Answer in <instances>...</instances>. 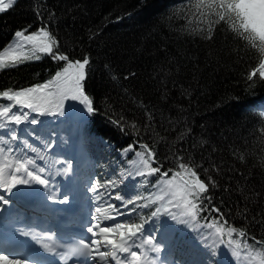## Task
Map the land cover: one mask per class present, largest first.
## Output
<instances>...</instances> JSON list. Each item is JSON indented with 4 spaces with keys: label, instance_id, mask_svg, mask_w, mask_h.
<instances>
[{
    "label": "trees",
    "instance_id": "trees-1",
    "mask_svg": "<svg viewBox=\"0 0 264 264\" xmlns=\"http://www.w3.org/2000/svg\"><path fill=\"white\" fill-rule=\"evenodd\" d=\"M193 2L15 0L0 12V49L17 39V31L46 27L59 42L54 51L89 60L83 85L95 109L88 113L68 99L63 115L32 112L21 124L35 118L39 123L32 125L57 126L61 119L83 118L85 131L109 144L106 158L120 172L131 166L141 144L149 145L165 170L182 157L206 183L209 176L215 181L206 194L211 202L202 205L208 216H218L211 209L219 208L229 224L264 240V111L257 107L264 102V80L246 79L257 54L223 23L208 39L200 30L205 25L192 16ZM40 55L0 71V90L43 83L65 64ZM129 146L133 150L126 152ZM211 240L212 252L223 256L226 244L214 246Z\"/></svg>",
    "mask_w": 264,
    "mask_h": 264
},
{
    "label": "snow or ice",
    "instance_id": "snow-or-ice-1",
    "mask_svg": "<svg viewBox=\"0 0 264 264\" xmlns=\"http://www.w3.org/2000/svg\"><path fill=\"white\" fill-rule=\"evenodd\" d=\"M14 3L15 0H0V12L11 8ZM192 8L195 9L192 16L205 25V28L200 30L206 31L208 39H211L216 25L223 23L229 31L243 40L247 47L255 50L257 63L249 71L246 79L253 81L258 76L260 80H264V0H194ZM187 22L191 23L192 18H187ZM26 31H17L15 33L17 39L0 49V71L17 67L29 60H39L40 54L50 55L53 60L64 61L65 64L51 79L43 83L18 90L10 88L0 90V100L8 102L0 104V128L29 120V112L18 114L13 111L17 107L29 109L41 116L63 115L64 102L71 99L82 104L88 113L94 112L93 100L85 92L83 85L89 60L87 58L72 60L66 54L54 51L58 49L59 42L46 27L28 34ZM30 123L37 124L39 121L33 118ZM10 138L17 139L15 131L10 133ZM28 147L39 155V149L30 145ZM140 149L135 152L136 159L129 161V164L136 176L145 178L144 184H148L147 177L158 176L153 185L157 191L148 195L116 191L113 198L121 202L120 206L106 203L95 209L97 215L92 217L95 223L87 228V232L92 234L91 238H81L66 246L57 245L55 242L43 243L42 247L47 252L60 256L65 264L73 257L79 256L90 257L92 261L98 260L99 264H110V261H115V264H157L158 257L151 254L159 253L162 245L157 243L152 235H145V224L148 223V219L163 212L171 215L173 219L178 216L184 217L186 218L184 223L192 222L198 228L208 229L205 239L211 237L214 246H218L217 241L219 244H226L238 264H264V240L257 241L255 237H249L245 229L229 224L219 208L213 206L211 209L212 212L218 213V216L211 218L205 216L204 222L200 223L201 213L208 211L206 206H202L204 201L211 202V197L206 194L210 185L215 186L212 177H207L206 183L193 166L183 162L182 157L177 158L179 162L174 169L165 170L148 144H141ZM131 150L133 148L129 146L125 151ZM15 151L10 140L0 137V189L11 192L18 185L32 183L48 186L49 180L42 175L45 169L35 168L36 159L27 155L21 157L14 154ZM39 158L43 159L42 156ZM154 164L156 166H153ZM68 170L64 169L65 174ZM132 174L129 172V175ZM109 187L117 188L118 185L113 180L103 183L96 180L91 191L97 193L95 198L99 201L103 200L106 192L98 190H107ZM52 199L56 197L53 196ZM0 201L5 205L9 203L4 196H0ZM129 205L132 207L129 208ZM153 205L157 206L147 219L140 215V222H131L132 213ZM120 208L127 211H120ZM119 217L128 219L119 220ZM106 221L111 223L106 224ZM46 235L52 240L55 233ZM248 239L254 243H248ZM58 247H66L67 250L59 252ZM29 259L31 257L5 255L0 252V264H28Z\"/></svg>",
    "mask_w": 264,
    "mask_h": 264
},
{
    "label": "rangeland",
    "instance_id": "rangeland-1",
    "mask_svg": "<svg viewBox=\"0 0 264 264\" xmlns=\"http://www.w3.org/2000/svg\"><path fill=\"white\" fill-rule=\"evenodd\" d=\"M24 155H27V156H30V157L36 159L32 154L28 153L27 151H25L23 154H21L19 156L23 157ZM41 167L45 169V171H44V173H42V175L44 176V178L49 180V185L43 186V185H39L37 183H32V184H34L36 187H42L47 192L46 195L52 194L55 196H62V195L80 196V195L75 194L78 192V189L80 187H77L73 181H67L65 179H60L61 175L57 174V172L53 168L43 167L42 164L40 162H38L36 159L35 168H41ZM201 168H202V171L205 173L202 166H201ZM119 179H121V178H119ZM82 189L83 188L79 189L80 192H82ZM88 192L90 193L91 191H88ZM38 193H40V192H38ZM93 196L94 195H91V197H93Z\"/></svg>",
    "mask_w": 264,
    "mask_h": 264
},
{
    "label": "bare ground",
    "instance_id": "bare-ground-1",
    "mask_svg": "<svg viewBox=\"0 0 264 264\" xmlns=\"http://www.w3.org/2000/svg\"><path fill=\"white\" fill-rule=\"evenodd\" d=\"M34 194H36V195H40V191H33V190H31ZM38 192H40V193H38ZM15 193H16V190L13 188L12 190H11V192L9 193V195L11 196V197H13L14 195H15ZM54 203V202H53ZM52 203V204H53ZM58 205V204H57ZM95 264V263H94ZM97 264V263H96Z\"/></svg>",
    "mask_w": 264,
    "mask_h": 264
}]
</instances>
